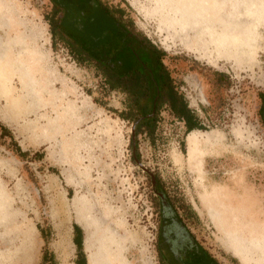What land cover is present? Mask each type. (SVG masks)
Segmentation results:
<instances>
[{
  "label": "rangeland",
  "instance_id": "rangeland-1",
  "mask_svg": "<svg viewBox=\"0 0 264 264\" xmlns=\"http://www.w3.org/2000/svg\"><path fill=\"white\" fill-rule=\"evenodd\" d=\"M105 1L123 6L136 28L165 51V64L205 129L187 133L164 108L154 140L137 136L142 169L132 156L133 124L114 112L123 108V95L107 92L93 69L52 40V2L0 0V124L28 153L21 157L8 136L0 138L1 264L15 258V264H75L73 224L82 230L86 264H159V214L148 173L189 208V229L222 264H264L259 240L240 226L255 212L250 225L263 230L264 239V126L257 95L264 91V0L210 1L213 15L222 13L227 31L238 37L234 57L213 56L204 39L177 31L157 0ZM29 46L49 59L77 98L55 107L54 99L13 89L11 65ZM228 183L235 186L228 190ZM214 187L228 191L226 201L211 195Z\"/></svg>",
  "mask_w": 264,
  "mask_h": 264
},
{
  "label": "trees",
  "instance_id": "trees-1",
  "mask_svg": "<svg viewBox=\"0 0 264 264\" xmlns=\"http://www.w3.org/2000/svg\"><path fill=\"white\" fill-rule=\"evenodd\" d=\"M50 1L52 8L47 21L52 40L60 42L80 66L93 69L107 92L123 95V108L114 112L133 124L131 144L136 163L137 136L154 140L164 108L184 123L187 133L205 129L165 64V51L136 28L123 6L105 0ZM257 95L258 115L264 126V91ZM6 136L21 157L28 155L13 140L9 129L0 124V138ZM148 174L159 214L156 238L159 264H222L189 229L184 217L190 214L189 208L178 205L167 195L157 174ZM38 228L43 234L42 228ZM73 242L77 249L75 264H86L82 230L77 224H73Z\"/></svg>",
  "mask_w": 264,
  "mask_h": 264
},
{
  "label": "bare ground",
  "instance_id": "bare-ground-1",
  "mask_svg": "<svg viewBox=\"0 0 264 264\" xmlns=\"http://www.w3.org/2000/svg\"><path fill=\"white\" fill-rule=\"evenodd\" d=\"M210 1L211 0H157L156 2H157V9L162 13H167L169 24L175 27L177 31L188 33L192 39H198V40L204 39L206 48L210 50L211 55L213 56L226 55V56L234 57L238 54V50H239L238 37L237 35L231 34L230 31L229 32L227 31V25L225 23L226 21H224V17L222 13L213 15V11L211 12L212 7L210 6ZM256 4L257 3H255V5ZM218 5L220 6V4ZM213 10H215V8ZM248 21L250 22V20ZM25 45L27 46V44ZM28 45L31 44L28 43ZM33 45L31 46L33 47ZM28 48L29 49L27 50H21V51L19 50V52L21 53L18 54L16 58H14L13 64L11 65L13 69V78L11 82L13 89L19 93L22 92V94L29 90L36 94L42 95V97H45L47 100L52 101V99H54L56 100L54 105L55 107L61 106L66 100H68L72 96L77 98L76 93L73 92L72 89L68 86L65 79L57 73L55 68L51 67L49 63V59L44 57L38 51H35V49L34 50L31 49L30 46ZM84 110L86 111V113H88L87 109ZM234 186L235 184L232 183L227 184L228 190L232 189ZM220 188L214 187V190H212L213 192H211V195H214L216 199L219 200L221 199L222 201H226V198L228 196L227 193L228 191L226 192L221 191ZM239 195L242 194L238 193L237 195L232 197L230 203L232 200L234 201L237 197L240 198ZM247 196L252 200L255 198V194L250 191ZM242 218L243 217L240 216V219ZM256 218L257 217L254 212L251 213L250 216L247 218L249 224L246 223L241 224L239 218L233 221L238 225L241 224L240 226L244 227L245 230L247 229L249 234H254V237H252L251 240L253 241H256L257 239L259 240L260 242L259 245L261 248L260 250L264 254L263 230H261L260 228L255 229L254 227H252V225H250L252 222L255 223ZM5 246L6 243L0 240V249H3ZM4 255L0 254V264L1 262H4V257H5ZM14 260L13 261L10 260L11 261L10 264H15ZM256 263L257 262H255V264Z\"/></svg>",
  "mask_w": 264,
  "mask_h": 264
},
{
  "label": "water",
  "instance_id": "water-1",
  "mask_svg": "<svg viewBox=\"0 0 264 264\" xmlns=\"http://www.w3.org/2000/svg\"><path fill=\"white\" fill-rule=\"evenodd\" d=\"M138 165L145 170L144 166L141 163H138Z\"/></svg>",
  "mask_w": 264,
  "mask_h": 264
}]
</instances>
